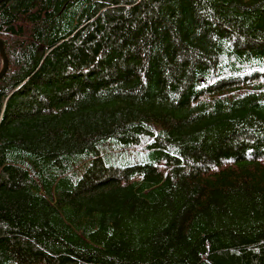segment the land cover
Returning <instances> with one entry per match:
<instances>
[{
    "label": "trees",
    "instance_id": "16d2710c",
    "mask_svg": "<svg viewBox=\"0 0 264 264\" xmlns=\"http://www.w3.org/2000/svg\"><path fill=\"white\" fill-rule=\"evenodd\" d=\"M0 39V264H264V0H2Z\"/></svg>",
    "mask_w": 264,
    "mask_h": 264
},
{
    "label": "water",
    "instance_id": "95a60500",
    "mask_svg": "<svg viewBox=\"0 0 264 264\" xmlns=\"http://www.w3.org/2000/svg\"><path fill=\"white\" fill-rule=\"evenodd\" d=\"M2 0H0L1 2ZM0 55L2 58V68L0 70V78L2 77V75L5 73V70L7 68V64H8V60H7V56L3 47V41L0 39Z\"/></svg>",
    "mask_w": 264,
    "mask_h": 264
}]
</instances>
